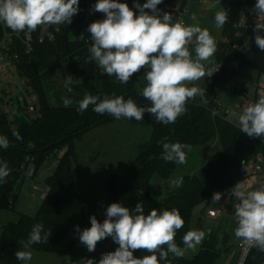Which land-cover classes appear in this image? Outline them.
I'll return each mask as SVG.
<instances>
[{
	"label": "trees",
	"instance_id": "obj_1",
	"mask_svg": "<svg viewBox=\"0 0 264 264\" xmlns=\"http://www.w3.org/2000/svg\"><path fill=\"white\" fill-rule=\"evenodd\" d=\"M189 1L163 0L158 8L163 12L172 13L174 18L184 22ZM119 2L133 7L134 0ZM138 2L143 4L146 0ZM255 3L256 0H228L226 3L225 9L228 13L223 39L227 42L219 43L215 55L216 63L222 67L210 76L217 86L224 88L234 74V71H229L228 53L235 44H247L244 50L235 54L239 67L256 72L259 79L264 76V52L255 46L254 31L240 26L242 15H256ZM59 27L60 33L54 40L36 43L31 55L21 53L15 60L18 72L34 86L39 97V108L36 114L13 124L5 118H0V135L6 136L10 142L7 149L0 148V162H7L8 168L11 169L6 182L0 183V208L14 209L15 198L28 177L26 171L29 165L33 166L34 173L31 178H34L39 168L52 155L62 149H66V152L57 158L52 175L45 181L48 193L36 215L21 214L17 222L8 223L3 227L0 236V264L24 263L17 260L14 253L22 250L20 241L27 240L33 225L37 223L43 224L45 231L51 229V236L48 242L34 244L28 250L51 255H73L79 236L76 226L82 231L91 227V216L95 215L100 223L106 218V208L96 198L75 191L76 180L72 166L78 156L74 150V141L82 139L86 133L96 128L126 118L116 119L107 113L98 114L92 110V106L80 113L77 111L78 101L86 94L101 98L105 95H117L123 96L125 100L133 99L138 106L150 104L141 95L144 87L141 88L140 82L144 79V69L133 74L126 84H121L106 74L89 76L78 62L81 58L91 57L89 44L76 38V35L84 31L78 14L73 16L71 24ZM62 65L71 78V88L70 91L61 89L55 92V105H51V85L47 82L55 77L56 70L61 69ZM145 84L146 81L144 86ZM65 97L73 101L71 106L63 105L62 98ZM215 107L214 95L204 97L203 100L195 99L187 104L184 115L175 123L167 125L158 123L155 117L145 113L142 121L147 122L153 129L148 149L136 158L124 175L113 174L106 184L113 202L134 209L136 204L142 201L146 215L153 208L178 209L184 220V226L177 231L175 237L180 247H184L183 235L190 230L193 208L209 203L215 192L221 193L233 188L241 180L242 167L250 159L257 156L264 159V137H248L243 134L238 125L226 115H213ZM13 131L18 132L21 139H17ZM216 136L219 137L221 149L201 170L205 184L197 176L189 175L182 178L181 187L169 188L168 196L164 200H159L152 194L153 178H170L178 165L165 162L161 158L163 142H180L195 147L206 145ZM29 144L34 147H29ZM9 201L13 204L9 205ZM110 239L112 238L108 237L100 241L97 247ZM133 254L139 258L150 253L136 250ZM259 255L261 264L264 262V251L253 248L244 264H254L253 260ZM218 256L219 253L215 249L209 250L205 247L191 259L174 258L169 254V260L171 264H214Z\"/></svg>",
	"mask_w": 264,
	"mask_h": 264
},
{
	"label": "clouds",
	"instance_id": "obj_2",
	"mask_svg": "<svg viewBox=\"0 0 264 264\" xmlns=\"http://www.w3.org/2000/svg\"><path fill=\"white\" fill-rule=\"evenodd\" d=\"M162 2L146 0L141 4L134 0L133 7H129L119 0H97L93 10L103 13L105 18L87 27L92 41L88 49L91 61L96 62L101 73L114 77L121 84L128 83L133 74L144 69L146 84L141 95L150 104L138 106L133 99L125 100L123 96L105 95L101 98L86 94L78 101V112L83 113L92 106L98 114L107 113L116 119L123 117L135 121H142L144 114L148 113L158 123L167 125L185 114L188 103L197 97L203 100L206 90L189 85L210 77L219 69L217 66L206 71L202 63L215 54L216 42L207 29L198 24L185 25L172 13L163 12L158 8ZM254 10L258 17H264V0H256ZM79 12V0H0V22L14 32L31 33L42 25H69ZM227 13L226 10L216 13L218 28L226 23ZM56 30L59 31V27ZM253 31L255 46L264 52V22H255ZM189 45L195 46L194 56ZM62 101L65 107L73 104L67 97ZM238 127L248 137H264V94L243 109L238 116ZM13 135L21 139L18 132L13 131ZM9 146L7 137L0 135V148ZM29 147L34 145L29 144ZM185 149L190 150V146L163 142L161 158L165 162L185 164ZM10 172L7 162H0V183L6 182ZM182 183V179L170 180L169 187L179 188ZM222 195L215 192L212 202L218 203ZM228 195L236 201L235 236L249 248L264 251V185L249 190L246 183L240 181L228 191ZM105 211L103 223L93 215L90 217L91 227L81 231L76 226L79 240L88 252H94L97 244L108 237L118 247L103 253L98 261L83 259V264H171L169 254L182 258L187 250L195 251L205 239L203 231L189 230L182 237L184 247L177 245L175 237L184 226V220L176 208H153L146 215L142 201L134 209L114 202ZM50 236L51 229L45 231L40 223L33 225L27 240L20 241L22 250L14 253L16 259L31 261L32 253L28 249L34 244L48 242ZM136 250L150 254L137 258L133 254Z\"/></svg>",
	"mask_w": 264,
	"mask_h": 264
},
{
	"label": "rangeland",
	"instance_id": "obj_3",
	"mask_svg": "<svg viewBox=\"0 0 264 264\" xmlns=\"http://www.w3.org/2000/svg\"><path fill=\"white\" fill-rule=\"evenodd\" d=\"M228 0H213L211 3L205 1L203 4L190 0L184 24L188 26L199 25L202 29H207L212 38L217 43L223 39L224 25L217 27L215 15L217 12L225 10ZM97 2V0H96ZM130 7V6H129ZM103 15L101 12H97ZM192 17V18H191ZM195 17V19H193ZM84 33L81 36H85ZM80 36V37H81ZM194 45H189V50L194 53ZM216 52L208 61H203L205 70L215 68ZM79 64L85 69L89 76H100L101 70L95 61L89 58H81ZM208 77L202 78L194 83L202 84ZM259 77L256 72L245 67H239L234 72L230 81L221 90L218 99L224 110H229L231 115L229 120L238 125V116L241 114L238 108L242 104L240 95L235 90L239 85L246 84L249 96H252V88L256 85ZM144 79L140 82L144 87ZM260 86H264V76L258 81ZM51 91L49 100L51 105H55L53 95L61 89L69 91L65 87V76L62 69H57L55 77L47 82ZM193 85V84H192ZM192 85H189L190 87ZM62 87V88H61ZM71 88V86H70ZM62 90V91H63ZM153 129L145 121H135V119L116 120L109 125L96 128L86 133L82 139L74 141V150L77 153V161L73 163L72 171L76 180L75 191L79 194H88L96 198L100 204L107 208L113 202L111 194L108 192L106 184L113 174L124 175L136 158L149 147ZM217 144V145H216ZM214 142L213 146H195L185 149L187 160L185 164H178L176 170L168 179L155 176L152 180V194L159 200H164L169 193V181L182 179L185 176L195 175L203 184L206 183L202 174V168L206 162L214 155L217 148L220 150V141ZM66 149H62L47 160L38 170L34 178L27 177L21 191L15 198L14 209L0 208V236L3 227L8 223H15L19 220V215L26 214L35 216L43 200V188L45 181L53 173L57 158L63 156ZM222 198L218 203H203L195 206L192 210V220L190 230H200L205 233V239L197 246L195 251L187 250L184 258L191 259L203 251L209 236L217 239L215 250L219 253L214 264H238L242 253V240L235 236L237 223L235 220V209L233 204L224 207V198L227 191L221 192ZM222 211L219 218L210 219L208 211ZM117 244L110 239L100 247H96L94 252H88L86 246L77 237L73 255H51L34 250L31 261L24 264H83V259L94 258L99 260L106 252L114 251Z\"/></svg>",
	"mask_w": 264,
	"mask_h": 264
},
{
	"label": "built area",
	"instance_id": "obj_4",
	"mask_svg": "<svg viewBox=\"0 0 264 264\" xmlns=\"http://www.w3.org/2000/svg\"><path fill=\"white\" fill-rule=\"evenodd\" d=\"M194 1L203 4L206 0ZM207 1L211 3L213 0ZM95 3L96 0H80L79 4L80 12L78 13V17L83 25L84 31L80 32L81 34L76 35V38L86 44H91L92 42L91 34L87 31L88 25L94 21L105 18V16L100 15L93 10ZM255 22H264V17H258L254 14L249 16L242 15L240 26L254 29ZM57 27L59 26L42 25L38 27L36 31L31 33H27L26 31L14 32L4 23L0 22V118H5L9 123L13 124L16 123V121L28 118L29 116H32L38 112V94L30 80L23 77L18 72L15 60L20 57L21 53H24L25 55H31L34 51V45L36 43H44L46 41L54 40L60 33V27L59 31L56 30ZM84 33H86V35L83 36V38L80 37ZM220 42L226 43L227 41L223 39ZM220 42L217 44L219 45ZM246 46V43L243 45L235 44L232 46V49L228 53L229 71L235 72L238 70L239 62L235 59V54L237 51L244 50ZM217 66H219V69L222 67L220 64H217ZM61 69L63 70L65 76V87L70 91L72 81L69 73L64 65H62ZM192 86L206 90L204 97L214 95L216 107L212 111V114H224L229 119L231 112L229 110H224L218 99L223 87L215 85L212 77H208L202 84L194 83ZM235 92L240 95L242 100V104L238 108L239 112L241 113L246 106L257 101V99L249 96L246 84L239 85ZM258 94L260 96L264 94V88L258 89ZM26 173L29 177H32L34 173L32 165L28 166ZM241 173L242 178L240 181L246 183V185L249 187V190L264 185V159L261 156L250 159L242 167ZM229 190H227V194L224 198V207L233 204L234 208L236 201L234 197H229ZM47 193L48 188L45 186L43 188V198ZM8 204L12 205L13 203L12 201H9ZM221 213L222 211L210 210L208 211V217L210 219H216L220 217ZM252 250L253 248H249L247 245L243 244L241 258L238 264H244L247 258L250 256ZM72 264L77 263L73 262ZM261 264H264V262Z\"/></svg>",
	"mask_w": 264,
	"mask_h": 264
},
{
	"label": "crops",
	"instance_id": "obj_5",
	"mask_svg": "<svg viewBox=\"0 0 264 264\" xmlns=\"http://www.w3.org/2000/svg\"><path fill=\"white\" fill-rule=\"evenodd\" d=\"M195 2V1H194ZM226 10V9H225ZM100 75H105V74H103V73H101ZM259 82L257 81V83H256V85H254L253 86V88H252V96L251 97H253V98H255V99H259V97H260V95L258 94V89H260V88H264V86H260L259 84H258ZM219 140V137L218 136H216L215 138H213L209 143H207L205 146H213V144H214V142H215V144H216V141H218ZM220 141V140H219ZM217 145V144H216ZM221 149V148H220ZM217 151H219V149L217 148V150H215V153L217 152ZM214 153V154H215ZM190 176H193V174L192 175H190ZM76 185V184H75ZM46 186V185H45ZM44 186V187H45ZM42 194H43V192H42ZM24 264V263H23Z\"/></svg>",
	"mask_w": 264,
	"mask_h": 264
},
{
	"label": "water",
	"instance_id": "obj_6",
	"mask_svg": "<svg viewBox=\"0 0 264 264\" xmlns=\"http://www.w3.org/2000/svg\"><path fill=\"white\" fill-rule=\"evenodd\" d=\"M196 99L201 100V98H199V97H197ZM217 242L218 241H217L216 237L210 236L206 242V248L209 250H214L216 248ZM260 260H261V256L259 255L253 260V262H254V264H259Z\"/></svg>",
	"mask_w": 264,
	"mask_h": 264
}]
</instances>
